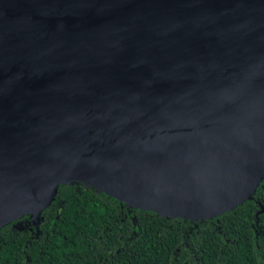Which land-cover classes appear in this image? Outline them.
I'll return each instance as SVG.
<instances>
[{"label": "water", "instance_id": "obj_1", "mask_svg": "<svg viewBox=\"0 0 264 264\" xmlns=\"http://www.w3.org/2000/svg\"><path fill=\"white\" fill-rule=\"evenodd\" d=\"M264 175V0H0V227L79 184L161 218Z\"/></svg>", "mask_w": 264, "mask_h": 264}, {"label": "trees", "instance_id": "obj_2", "mask_svg": "<svg viewBox=\"0 0 264 264\" xmlns=\"http://www.w3.org/2000/svg\"><path fill=\"white\" fill-rule=\"evenodd\" d=\"M0 227V264H264V175L232 210L202 221L161 218L79 184Z\"/></svg>", "mask_w": 264, "mask_h": 264}]
</instances>
